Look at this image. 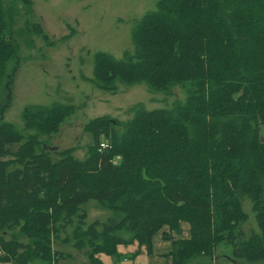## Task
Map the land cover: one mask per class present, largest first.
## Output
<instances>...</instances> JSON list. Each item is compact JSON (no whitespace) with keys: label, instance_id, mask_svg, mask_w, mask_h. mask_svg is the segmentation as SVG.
Here are the masks:
<instances>
[{"label":"trees","instance_id":"16d2710c","mask_svg":"<svg viewBox=\"0 0 264 264\" xmlns=\"http://www.w3.org/2000/svg\"><path fill=\"white\" fill-rule=\"evenodd\" d=\"M156 1L136 23L132 53L95 54L93 81L109 92L118 82L165 93L181 86L185 101L138 108L125 122L91 119L84 129L94 141L82 158L75 147L53 151L39 139L58 133L71 105L26 107V129L35 130L28 135L0 122V262L58 264L65 254L54 242L70 243L61 232L78 222L73 246L87 250L85 264H101L99 253L117 257L119 244L135 240L152 253L164 227L172 264H219L220 244L232 249L229 263L263 264L264 0ZM4 20L0 0V91L10 93L18 57ZM245 197L258 226L249 234L241 228ZM90 201L109 216L86 223L80 207ZM183 221L190 235L175 238Z\"/></svg>","mask_w":264,"mask_h":264},{"label":"rangeland","instance_id":"374dc122","mask_svg":"<svg viewBox=\"0 0 264 264\" xmlns=\"http://www.w3.org/2000/svg\"><path fill=\"white\" fill-rule=\"evenodd\" d=\"M1 3L9 37L17 48L18 68L11 92L3 88L0 91V122H10L19 132L28 135L35 130L26 129L23 119L26 107L73 106V114L59 126L57 134H39V139L46 142L49 149L75 147L74 154L82 158L94 141V135L84 129L91 119L106 116L125 122L138 108L172 109L185 101L187 93L181 86L165 93L151 89L145 82H118L117 92H109L98 88L93 81L95 54L103 51L121 59L132 53L136 23L144 14L156 9V0H1ZM36 23L48 35V40L34 30ZM15 60H9L7 73L13 71ZM99 139L101 147L104 143L102 148L106 149L109 142L103 136ZM116 158L117 162L120 157ZM12 167L10 161L4 169L8 172ZM242 201L248 218L241 228L247 234L258 231L251 200L245 197ZM80 208V212H85L86 223L96 219L103 221L110 214L95 201ZM77 223L61 232L62 237L72 239L70 243L54 242V248L65 254L58 264L89 262L87 250L73 246ZM21 240L27 242V238L21 237ZM231 251L227 244L218 245L217 261L227 263ZM41 263L37 260L29 264Z\"/></svg>","mask_w":264,"mask_h":264},{"label":"crops","instance_id":"0c3cea01","mask_svg":"<svg viewBox=\"0 0 264 264\" xmlns=\"http://www.w3.org/2000/svg\"><path fill=\"white\" fill-rule=\"evenodd\" d=\"M170 233L168 227L162 228L153 236V251L149 253L145 246H141L136 240L130 243H122L117 247L118 256L113 257L106 253L97 255L101 264H172V257L169 255L172 251V242L163 237V233ZM175 238H188L190 235V225L187 222H181L179 233H171ZM214 262H218L217 259ZM87 263V262H86ZM7 264V263H0ZM219 264H249L246 262H232Z\"/></svg>","mask_w":264,"mask_h":264},{"label":"built area","instance_id":"2783aa9c","mask_svg":"<svg viewBox=\"0 0 264 264\" xmlns=\"http://www.w3.org/2000/svg\"><path fill=\"white\" fill-rule=\"evenodd\" d=\"M104 143L102 144V147H103Z\"/></svg>","mask_w":264,"mask_h":264}]
</instances>
